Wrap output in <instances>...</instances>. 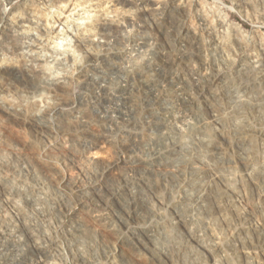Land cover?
<instances>
[{
	"label": "clouds",
	"instance_id": "9594fccd",
	"mask_svg": "<svg viewBox=\"0 0 264 264\" xmlns=\"http://www.w3.org/2000/svg\"><path fill=\"white\" fill-rule=\"evenodd\" d=\"M0 264H264V0H0Z\"/></svg>",
	"mask_w": 264,
	"mask_h": 264
}]
</instances>
